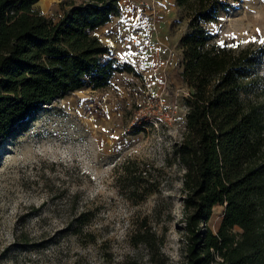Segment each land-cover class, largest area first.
Here are the masks:
<instances>
[{"label":"rangeland","instance_id":"1","mask_svg":"<svg viewBox=\"0 0 264 264\" xmlns=\"http://www.w3.org/2000/svg\"><path fill=\"white\" fill-rule=\"evenodd\" d=\"M61 2L35 7L57 18ZM120 4L121 14L97 34L138 74L116 73L105 88L68 94L0 143V264H186L183 170L173 150L185 130L189 88L178 73L189 20L176 0ZM206 27L219 44L262 49L264 75V0L231 2ZM254 36L257 42L241 43ZM124 165L148 170L157 190L129 185ZM82 211L87 221L76 233ZM223 213L224 205L214 207V232ZM144 218L163 238L162 257L129 239Z\"/></svg>","mask_w":264,"mask_h":264},{"label":"trees","instance_id":"2","mask_svg":"<svg viewBox=\"0 0 264 264\" xmlns=\"http://www.w3.org/2000/svg\"><path fill=\"white\" fill-rule=\"evenodd\" d=\"M36 1L0 0V143L56 100L105 88L116 73L138 74L97 34L121 14V0H62L57 18L35 7ZM176 1L189 20L178 73L189 88L185 130L173 150L183 170L186 264H264L262 49L221 46L206 27L240 0ZM119 170L129 185L145 184V194L157 190L148 185V170ZM219 204L224 213L214 232L209 221ZM86 214L75 216L76 233ZM129 239L150 257L163 256V238L145 218Z\"/></svg>","mask_w":264,"mask_h":264},{"label":"snow or ice","instance_id":"3","mask_svg":"<svg viewBox=\"0 0 264 264\" xmlns=\"http://www.w3.org/2000/svg\"><path fill=\"white\" fill-rule=\"evenodd\" d=\"M257 33H258V34L260 33V29H257ZM250 42H257V37L254 36V37L252 38L251 41H249V40L241 41L242 44H248V43H250ZM258 42H259L261 45H264V38H260V39L258 40ZM221 46H225L223 42H221ZM226 46H228V47H233V48H234V47H237L238 45L235 44V43H233V44H229V45H226Z\"/></svg>","mask_w":264,"mask_h":264},{"label":"built area","instance_id":"4","mask_svg":"<svg viewBox=\"0 0 264 264\" xmlns=\"http://www.w3.org/2000/svg\"><path fill=\"white\" fill-rule=\"evenodd\" d=\"M189 94V92H187V95ZM186 96V95H185ZM160 102H161V104L162 105H164L165 104V100H164V98H162V97H160ZM177 105H175V107H176ZM166 118L168 119V120H172L173 119V111L172 112H168L167 114H166Z\"/></svg>","mask_w":264,"mask_h":264},{"label":"water","instance_id":"5","mask_svg":"<svg viewBox=\"0 0 264 264\" xmlns=\"http://www.w3.org/2000/svg\"><path fill=\"white\" fill-rule=\"evenodd\" d=\"M34 6H36V3L34 4Z\"/></svg>","mask_w":264,"mask_h":264}]
</instances>
